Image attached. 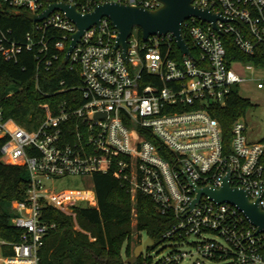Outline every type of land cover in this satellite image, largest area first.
I'll use <instances>...</instances> for the list:
<instances>
[{"label": "built area", "instance_id": "1", "mask_svg": "<svg viewBox=\"0 0 264 264\" xmlns=\"http://www.w3.org/2000/svg\"><path fill=\"white\" fill-rule=\"evenodd\" d=\"M3 1L28 16L60 2L74 5L82 15L105 2L149 9L161 5L157 0ZM192 3L218 18L213 24L191 16L182 23L189 53L171 33L144 42L132 33L124 57L121 48L114 51L117 29L103 17L84 31L65 63L79 67L81 77L79 96L70 103L64 101L56 113L48 112L29 128L4 117L0 97L1 160L24 167L28 179L25 199L13 205V224L21 236L17 242L0 239V247L13 250L12 256L1 253L0 264H40L39 250L56 228L42 218V206L74 219V206H97L92 184L55 192L45 182L83 180L96 173L115 174L129 187L132 200L137 193L149 196L173 218L161 242L130 264H182L194 254L198 257L191 264H264V231L257 232L229 202L206 194L196 200L197 189H220L227 179L264 210V142L247 140L242 117L234 121L226 142L210 113L214 106H225L245 81L232 65L238 54L250 58L249 68L264 67V0ZM33 22L23 46L0 41V52L6 60H17L25 48L35 52L38 65L51 66L62 50L67 53L77 26L61 10ZM225 35L235 50L228 51ZM256 80L257 88L264 89V78Z\"/></svg>", "mask_w": 264, "mask_h": 264}, {"label": "trees", "instance_id": "2", "mask_svg": "<svg viewBox=\"0 0 264 264\" xmlns=\"http://www.w3.org/2000/svg\"><path fill=\"white\" fill-rule=\"evenodd\" d=\"M34 25L27 12L14 10L0 0L2 43L23 46ZM134 30L138 40L144 42L141 30ZM223 38L230 42L228 51L235 50L231 38L227 35ZM65 52L62 50L60 59L51 66L38 65L35 52L25 48L18 53L17 60H6L0 52V97L5 118L32 128L40 124L48 112L56 113L64 101L70 103L73 97L79 96L76 89L81 84L80 70L63 62ZM238 57L250 59L239 54ZM249 105L248 99L233 90L225 106L211 109V115L222 127L226 142L231 137L234 121L245 115ZM151 139L161 148L159 141ZM162 153L167 156L164 151ZM90 179L97 206H74L79 229L71 215L53 206H42V218L56 224V228L45 237L39 250L40 264H124L123 253L126 257L132 255L134 230L137 233L145 231L158 244L163 233L171 227L173 218L170 215L162 214L149 196L137 193L132 200L129 187L115 174L96 173ZM27 190L25 168L3 162L0 150V239L19 241L22 231L13 224L12 207L25 199ZM133 213L136 220L134 230L131 225ZM136 240L139 244L140 235ZM2 254L12 256L11 246L3 245Z\"/></svg>", "mask_w": 264, "mask_h": 264}, {"label": "water", "instance_id": "3", "mask_svg": "<svg viewBox=\"0 0 264 264\" xmlns=\"http://www.w3.org/2000/svg\"><path fill=\"white\" fill-rule=\"evenodd\" d=\"M161 5L156 9H149L143 6H133L118 2H105L99 4L95 9L85 15L80 14L74 5L65 3H53L39 15H29L30 20L39 21L48 16L54 10L63 11L77 26V31L73 34V39L64 57L67 62L72 48L76 45L85 30L92 25L98 24L103 17L108 18L117 29L118 35L114 46V51L121 48L125 57L128 46V39L135 28H139L143 40L149 36L164 35L171 33L177 46L184 52L189 53L186 43L182 23L189 17L195 16L214 24L218 15L213 14L208 9H201L193 5L192 0H157ZM199 199L201 194L208 195L217 202H229L239 208L248 220L257 227L258 231H264V210L258 205V201H250L247 193L242 188L231 187L227 181L220 189L202 188L197 189ZM196 201L192 203L194 205ZM154 241L147 238L143 244L137 245L130 257L125 259V263L130 264L138 258L143 250L152 248Z\"/></svg>", "mask_w": 264, "mask_h": 264}, {"label": "rangeland", "instance_id": "4", "mask_svg": "<svg viewBox=\"0 0 264 264\" xmlns=\"http://www.w3.org/2000/svg\"><path fill=\"white\" fill-rule=\"evenodd\" d=\"M249 62H250L249 60L240 57L238 58V60L232 62L234 69L238 72V74L242 78L245 79L244 82L240 83L236 87V90H238L240 96L250 101V105L247 108L245 115L242 117L246 127L247 140L250 142H264V89L257 88V80H256L257 78H262V79L264 78V67L257 66L254 69H251L247 66ZM90 184H92L90 178H85L83 180L79 178H65L62 180H57L55 182H45L46 187H48V189L50 190L55 189V192H59L63 189L80 190L81 188L87 187ZM12 211H13V207H12ZM74 223H75V227L79 229L75 219H74ZM131 225H132V229L134 230L136 225L135 213H133V220ZM137 235H140L141 238L139 244H143V242L147 238H149L145 231H141L137 233V231L134 230L132 235L133 250L137 245H139L136 244ZM125 245L123 247V252L125 250ZM163 245L164 244L158 245L157 249L151 252V255L156 257L157 256L156 252L160 250V248ZM144 254H146L145 251ZM0 256H1V250H0ZM197 257L198 256L194 254L192 257L187 258L182 264H191L197 259ZM123 258L125 261L126 258L124 255Z\"/></svg>", "mask_w": 264, "mask_h": 264}, {"label": "crops", "instance_id": "5", "mask_svg": "<svg viewBox=\"0 0 264 264\" xmlns=\"http://www.w3.org/2000/svg\"><path fill=\"white\" fill-rule=\"evenodd\" d=\"M1 253H2V247H0Z\"/></svg>", "mask_w": 264, "mask_h": 264}]
</instances>
